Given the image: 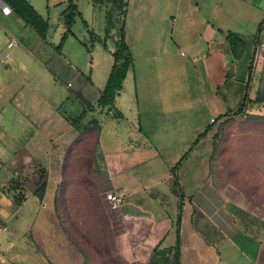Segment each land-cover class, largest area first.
I'll use <instances>...</instances> for the list:
<instances>
[{"label":"crops","instance_id":"0c3cea01","mask_svg":"<svg viewBox=\"0 0 264 264\" xmlns=\"http://www.w3.org/2000/svg\"><path fill=\"white\" fill-rule=\"evenodd\" d=\"M132 1L93 0L105 40ZM135 2L133 64L108 110L97 104L119 34L102 67L74 32L61 45L67 9L41 33L21 17L38 15L29 0H0V264H96L60 208L109 207L112 191L125 194L110 232L122 264H264L257 191L229 179L257 167L218 162L236 159L218 151L220 126L264 115V0Z\"/></svg>","mask_w":264,"mask_h":264},{"label":"rangeland","instance_id":"374dc122","mask_svg":"<svg viewBox=\"0 0 264 264\" xmlns=\"http://www.w3.org/2000/svg\"><path fill=\"white\" fill-rule=\"evenodd\" d=\"M38 12L41 18L49 20V26L54 30L59 23L61 13L65 11L70 1H72L79 12L82 14V19L88 23L86 27L85 23L81 19H77L73 26V32L76 37L84 44H87L90 48H94L96 57H99L102 67L105 64L112 62V56L108 49L104 48L105 42L109 49L113 48V38L117 37L120 31L114 29L111 37L105 40V25H106V9L101 6H95L93 0H29ZM128 1V0H127ZM125 27L124 19L121 20V24L126 29V26H131L137 16L136 2L132 1L126 8ZM95 33V41L91 40V33ZM74 43H78L77 39L73 40ZM130 50V49H129ZM182 52V51H181ZM68 54V53H67ZM67 56H70L69 54ZM133 57V56H132ZM227 125H221L219 128V136L223 141V144H218V151L221 152H234L236 159H226L220 153L219 164L223 167H238L242 164H246L251 167H257V176H231V181L237 180L242 184H248L250 190L257 191V210L264 216V115L257 116V120L253 118H231ZM233 138V139H232ZM235 138V139H234ZM257 138V141L253 140L247 143L248 140L240 139ZM230 139V140H229ZM232 139V140H231ZM229 142V143H228ZM240 153V155H239ZM240 158V159H239ZM230 168V167H229ZM256 169V168H255ZM92 199V197L87 198ZM97 201L96 207L86 206L83 208L67 207L60 208L64 211V217H67L63 223L64 228L70 232L80 234L81 238L76 240L81 246L85 247L89 256V261L96 264H122L120 261L119 251L117 250L116 243L110 237L113 230L112 221L117 216L115 212H112L108 206L103 202ZM41 226L45 228L42 223L37 224L34 229H39ZM52 228L53 238L55 241L64 242L59 232L62 234L60 224L50 226ZM85 237V238H84ZM45 238V237H44ZM45 246L47 245V240ZM37 260L43 261L45 259L40 255L36 256ZM155 257H147V264H153Z\"/></svg>","mask_w":264,"mask_h":264},{"label":"trees","instance_id":"16d2710c","mask_svg":"<svg viewBox=\"0 0 264 264\" xmlns=\"http://www.w3.org/2000/svg\"><path fill=\"white\" fill-rule=\"evenodd\" d=\"M95 3H98L99 0H94ZM106 3L114 4L117 9L124 8L125 4L123 0H102ZM21 17L29 24L34 26L39 32L43 33L47 28V23L36 13L32 12V16H26L24 12H21ZM31 15V14H30ZM124 16V13H122ZM77 19H81L86 27L87 23L82 19V15L79 12L77 5H75L72 1L65 12H63L61 16V21L66 26L67 32L64 34L61 45L64 43L66 38L70 35H73L72 27L74 26ZM108 22L111 20V16L107 15ZM110 25V24H109ZM110 32V26L107 27L106 34L108 35ZM60 45V46H61ZM59 46V48H60ZM113 68L111 74L109 76L107 85L103 90L101 97L98 101L97 107L101 109L113 110L115 106V99L120 94L123 89V82L126 79V76L132 67L133 57L129 50V47L125 40V32L124 28L120 29L119 40L116 42V50L113 53ZM115 118H122V114L120 112L114 113ZM175 264H178V259L175 261Z\"/></svg>","mask_w":264,"mask_h":264},{"label":"built area","instance_id":"2783aa9c","mask_svg":"<svg viewBox=\"0 0 264 264\" xmlns=\"http://www.w3.org/2000/svg\"><path fill=\"white\" fill-rule=\"evenodd\" d=\"M14 45L15 42H12L10 43L9 47H12ZM106 200L112 211L119 212L125 203V194L120 191H112L106 194Z\"/></svg>","mask_w":264,"mask_h":264}]
</instances>
